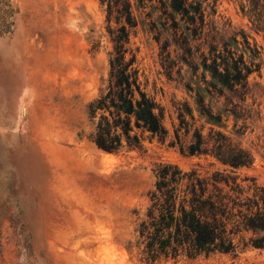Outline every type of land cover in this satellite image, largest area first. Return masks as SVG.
I'll return each instance as SVG.
<instances>
[{
	"label": "rangeland",
	"instance_id": "obj_1",
	"mask_svg": "<svg viewBox=\"0 0 264 264\" xmlns=\"http://www.w3.org/2000/svg\"><path fill=\"white\" fill-rule=\"evenodd\" d=\"M130 44L137 50L147 91L164 110L168 135L146 139L138 150L107 153L90 140L88 104L109 71L111 43L106 7L100 0H0V264H151L139 223L159 163L202 174L225 167L210 157L187 156L194 128L209 125L194 113L179 130L178 110L193 99L167 77L147 3L137 0ZM155 4V3H154ZM208 16L227 31L244 30L260 50V70L249 76L260 116L241 136L224 130L248 149L250 166L233 169L264 186V36L254 31L234 0H206ZM208 13L210 8L207 9ZM115 26V23H112ZM193 124V125H192ZM247 185L248 182H242ZM242 245V244H241ZM152 264H264V248L248 244L234 253L179 251Z\"/></svg>",
	"mask_w": 264,
	"mask_h": 264
},
{
	"label": "trees",
	"instance_id": "obj_2",
	"mask_svg": "<svg viewBox=\"0 0 264 264\" xmlns=\"http://www.w3.org/2000/svg\"><path fill=\"white\" fill-rule=\"evenodd\" d=\"M100 1L106 7L111 50L105 84L88 104L90 140L107 153L141 149L146 139L164 141L168 131L163 107L147 91L137 50L130 44L131 29L138 23L133 3ZM137 1L141 7L150 3L151 14L157 12L153 27L161 65L193 99V105L184 102V109L179 107L177 141L183 126L185 134L190 131L187 114L194 120L196 113L209 125L206 134L202 127L194 128L189 144L180 143V153L210 157L225 167L202 174L174 163L156 166L154 187L138 228L145 258L152 264L182 250L234 253L248 244L264 248V186L235 173L233 169L250 166L253 156L224 131L232 118L231 133L241 136L248 121L260 116L255 101L246 102L252 97L248 78L261 67L258 46L244 30L227 31L210 21L215 8L204 4L206 0ZM234 1L254 31L264 36V0Z\"/></svg>",
	"mask_w": 264,
	"mask_h": 264
}]
</instances>
